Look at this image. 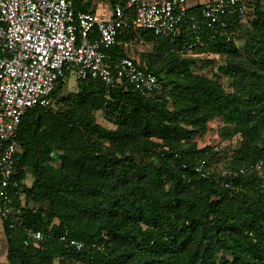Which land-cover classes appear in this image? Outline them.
I'll return each instance as SVG.
<instances>
[{"label": "trees", "instance_id": "1", "mask_svg": "<svg viewBox=\"0 0 264 264\" xmlns=\"http://www.w3.org/2000/svg\"><path fill=\"white\" fill-rule=\"evenodd\" d=\"M107 1L112 9L125 4ZM93 2L74 0V7L94 12ZM226 19L212 41L203 30L206 44L193 53L183 48L185 35L173 42L129 31L121 38L143 41L135 59L161 81L158 94L124 85L108 93L101 80H77L56 112L27 113L17 133L19 189L12 218L2 220L8 264H264L263 176L240 173L264 165V4L257 0L243 54L234 40L242 23ZM201 54L226 56L230 91L195 71ZM121 56L123 47L114 61ZM98 112L115 129L99 124ZM215 119L226 146L200 148L197 138ZM199 158L208 163L206 177L195 170ZM29 229L45 239L24 244ZM65 232L86 248H68L59 239Z\"/></svg>", "mask_w": 264, "mask_h": 264}, {"label": "built area", "instance_id": "2", "mask_svg": "<svg viewBox=\"0 0 264 264\" xmlns=\"http://www.w3.org/2000/svg\"><path fill=\"white\" fill-rule=\"evenodd\" d=\"M120 1L125 4L110 14L76 10L74 0H0V219L12 218V193L19 189L15 158L22 119L32 109L56 112L54 91L67 72L77 80H101L108 93L124 85L145 96L158 94L161 81L135 59L134 47L143 41L121 40L127 32H148L173 42L185 35L189 41L183 48L193 53L206 44L203 30L210 31L207 39L212 41L228 28V16L248 24L257 9V0H195L201 6L196 15L189 13L190 0ZM119 47L125 56L114 61ZM252 169L263 176L264 188V165L240 173ZM195 170L206 177L207 161L196 159ZM45 237V232L29 229L24 244ZM59 239L76 251L86 248L68 232Z\"/></svg>", "mask_w": 264, "mask_h": 264}, {"label": "rangeland", "instance_id": "3", "mask_svg": "<svg viewBox=\"0 0 264 264\" xmlns=\"http://www.w3.org/2000/svg\"><path fill=\"white\" fill-rule=\"evenodd\" d=\"M234 40L236 42L237 48L239 51L243 54L244 48L246 45V42L250 39L252 36V28L250 24H241L238 31L235 32ZM141 49V48H140ZM151 46H144L142 50H145L146 52L151 51ZM197 57H200L199 59H202L198 62L197 67L195 68V71L200 74H205L209 78L219 79L223 83L225 89L227 91H230V85H231V78L228 77L223 73L224 66L227 64V58L226 56H219V55H211L208 56L207 54H201L197 55ZM77 78L74 73H70L68 78L65 79V88L61 94V96L57 95V105L56 107L59 108V104L61 102L62 96H67L69 93H73L77 91ZM97 116V122L104 127L108 129H115V126L112 122L106 120L104 118V115L102 112H98L96 114ZM210 131L207 133L205 137L202 139L197 138L198 146L200 148H204L206 146L214 147L216 149H221L222 147H225V142L222 141V136L220 135V129L222 128L221 121L219 119H215L211 121L210 125ZM220 169H223V166ZM33 182L32 175H28L26 179V183L28 186H30ZM3 219H0V264H6V251H7V243L5 238L4 229L2 227V221ZM2 240V241H1ZM58 260L55 262V264H58Z\"/></svg>", "mask_w": 264, "mask_h": 264}, {"label": "crops", "instance_id": "4", "mask_svg": "<svg viewBox=\"0 0 264 264\" xmlns=\"http://www.w3.org/2000/svg\"><path fill=\"white\" fill-rule=\"evenodd\" d=\"M204 1H205V0H203V2H204ZM199 4H200V3H199L198 1H195V0H190V1H189V7H190V9H191V8H194V7H196V6L200 7ZM93 5H94V8H93L94 13H96V12L101 13V12H105V11H107V12H109L110 14H112L113 9L111 8V4H110V2L107 1V0H94ZM1 241H2V240H1ZM6 254H7V251H6ZM6 260H7V259H6ZM4 263L8 264V262H5V261H4Z\"/></svg>", "mask_w": 264, "mask_h": 264}]
</instances>
